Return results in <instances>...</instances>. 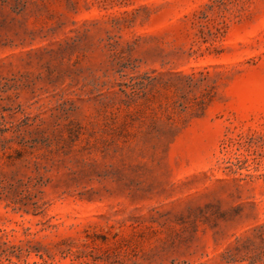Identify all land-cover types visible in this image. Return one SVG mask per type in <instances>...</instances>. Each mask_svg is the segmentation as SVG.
Listing matches in <instances>:
<instances>
[{"label":"rangeland","instance_id":"374dc122","mask_svg":"<svg viewBox=\"0 0 264 264\" xmlns=\"http://www.w3.org/2000/svg\"><path fill=\"white\" fill-rule=\"evenodd\" d=\"M0 264H264V0H0Z\"/></svg>","mask_w":264,"mask_h":264}]
</instances>
